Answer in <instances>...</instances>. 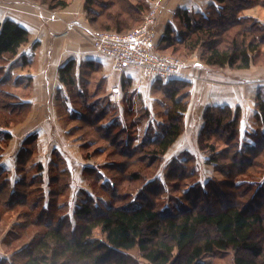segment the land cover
Here are the masks:
<instances>
[{"label":"trees","instance_id":"1","mask_svg":"<svg viewBox=\"0 0 264 264\" xmlns=\"http://www.w3.org/2000/svg\"><path fill=\"white\" fill-rule=\"evenodd\" d=\"M36 1L50 10H60L71 0ZM257 4L264 6V0H215L204 12L179 8L175 18L184 31L169 25L158 48L174 55L181 53L180 49L189 55L202 48L203 63L219 69L240 70L264 63V26L256 18L243 15L245 9ZM148 9L147 0H136V3L132 0H86L85 5L87 19L95 32L120 34H126L139 25ZM29 40L27 29L12 20H0V86L10 81L3 76L1 64L15 57ZM76 68V60L68 61L59 70L60 80L71 95L75 94V98L81 100L87 113L76 119H64L65 124L69 127L70 123L78 120L84 126V123L92 122L98 138L110 141L116 149L118 142L113 136L124 132L120 133L118 125L112 133L115 126L96 124L101 123L107 113L98 111L97 106L86 105L89 96L83 91V84L79 83L81 89L78 87ZM188 85L178 78L164 83L155 81L153 88L165 92L171 102L166 110L161 111L164 112L165 123L155 138L135 147L122 144L121 150L116 149L120 150L125 161L113 163L119 167L118 173L125 174L130 183L140 181L143 169L159 161L183 134L188 102L179 95ZM122 89H128V85H123ZM58 97L63 99L60 94ZM257 109V129L251 142L246 144L241 141L240 108L234 111L230 106L207 107L198 143L201 151L208 154L206 162L213 164L224 179L213 177L197 183L187 196L191 203H180L171 211L159 208L156 198L160 187L155 191L158 183L152 181L136 202L95 206L92 197L86 196L73 212V217L82 225L67 229L70 225V218L66 219L68 215L57 218L55 212L68 210L67 205H59L57 200L68 189L66 176L69 171L58 169L51 177L49 199L54 212L50 215L51 220L46 221L44 218L48 213L45 207L35 213L34 205L29 203L33 185L43 182L37 173L42 168L41 164L29 153L19 156V163L24 167L19 181L13 184L6 172L0 173V234L10 215L17 208L27 206V210L16 214L22 216V221H15L12 229L19 231L15 238L23 242L30 239V244L14 253L16 262L13 264H138L130 253L133 250H137L148 264H204L203 257L220 251H232L234 264H264V180L254 179L257 174H264L262 93L257 96ZM30 110L31 102L0 87V120L8 124L12 117H26ZM93 118L98 121L95 123ZM141 118L146 119L147 115ZM69 135H74L72 128ZM2 136L6 140L4 143L10 138L9 133L4 132ZM87 146L82 143L81 149L89 157ZM139 153L141 157L134 160L133 157ZM28 161L35 164L36 174H30ZM140 163L144 168L135 169L134 166L138 167ZM85 173L93 177L95 171L85 169ZM194 177L197 178L195 170L179 163L173 165L172 172L167 175L169 181L177 182L175 188L183 179L186 182ZM116 194L112 193L113 201L119 199ZM34 228L37 229L34 231Z\"/></svg>","mask_w":264,"mask_h":264},{"label":"crops","instance_id":"2","mask_svg":"<svg viewBox=\"0 0 264 264\" xmlns=\"http://www.w3.org/2000/svg\"><path fill=\"white\" fill-rule=\"evenodd\" d=\"M147 1L149 6L155 1L159 3L160 14L155 29L156 41L159 44L166 28L169 25H176L177 9L204 12L215 3V0ZM85 5L86 0H71L63 9L50 10L36 0H0V20H12L30 33L29 42L8 61L3 76L10 79L8 83L17 95L24 101L31 102V110L26 117H23L22 127L6 131L0 129V173L6 172L11 182L16 183L24 173V167L18 160L19 156L31 154V158L36 159L35 161L44 167L43 170H47L48 191L45 174H42L44 171L40 170L37 173L43 178L44 183L40 184V188L42 192L46 190L47 194L44 193V196L48 200L45 197L44 202L48 204L51 176L56 172L53 171L50 176V170L67 169L69 175L66 177L69 178V182L66 192L70 193L71 199L65 203L61 202L62 195L66 196L62 194L57 202L59 205L68 206L64 214L71 217L81 200L90 194L86 187L85 181L88 180L85 169H91L92 166L89 160H85L83 155L80 156L81 145L76 147L79 148L76 155V148L71 144L74 138L70 137L69 127L61 120L59 102L64 107L71 106L73 101L66 85L60 80V68L68 61L76 60V75L78 84L81 85L84 80H89V73H96L100 78L98 90L103 87L105 89V91L97 90L92 94L96 99L108 97L112 92L123 93V84L126 83L132 92L138 91L149 96L152 104L157 100V96L151 93L155 81L147 79L142 71L135 67H129L121 72L115 71L111 60L92 47L89 37L95 30L89 24ZM243 15L256 18L264 26L263 5L257 4L247 8L243 11ZM74 21L79 22L80 25L68 28V24ZM13 74L18 75L17 80L12 79ZM178 79L189 83L185 88L189 102L184 117L185 129L164 155L165 158L172 151L175 154H196L198 158V155H203L201 157L204 159L202 163L199 161V164L202 170H206L207 165H203V162L207 161V154L201 151L198 137L204 125L205 110L213 105L230 106L234 111L240 108L241 141L246 144L251 142V137L257 129L255 121L258 113L257 96L259 93L264 96V65L253 64L250 68L240 70L219 69L204 64L200 54L190 60ZM59 94L63 99H58ZM154 118L155 116H152V119ZM4 132L9 133L10 136L16 134L15 139H20L17 144H20L18 149L11 146L4 148L3 141H6L2 136ZM61 139L64 141H60ZM68 153H72L71 156ZM44 159L48 161L44 163ZM30 164L29 162L27 167L34 170L35 164ZM208 168H211V173L218 172L213 164H209Z\"/></svg>","mask_w":264,"mask_h":264},{"label":"rangeland","instance_id":"3","mask_svg":"<svg viewBox=\"0 0 264 264\" xmlns=\"http://www.w3.org/2000/svg\"><path fill=\"white\" fill-rule=\"evenodd\" d=\"M134 3H136V0H132ZM156 3V4H155ZM152 11H155V17H156V22H155V29L158 23V18L160 14V7L158 2H154L152 6H149V9L146 11V13L143 16V21L132 28L130 31L144 25L145 22V16L149 15ZM256 13V11L254 10ZM176 20V18H175ZM70 24V23H69ZM176 29L178 31H184L183 27L179 24V22L176 20ZM129 31V32H130ZM95 32V31H93ZM92 32V33H93ZM102 32V31H101ZM128 33V32H127ZM159 43H157L158 47ZM181 53L177 54L180 55L181 57L172 54L171 51H163L158 48V52L161 55H166V56H175L178 57L182 60H184L187 65L190 62V60H193L195 56L202 55L203 50L202 48H199L192 52L191 54H187V51L181 50ZM184 51V52H183ZM264 51V47H263ZM185 53V54H184ZM187 54V55H186ZM7 62H3L1 65L3 68V71H5L6 66L8 65ZM259 65H264L258 64ZM6 72V71H5ZM5 72L3 74H5ZM1 75V74H0ZM89 75V80H84L85 82L83 83V91L87 93V96L90 98H87L86 105L89 107H98V111L104 110L107 114L105 115L106 117L101 121V123L97 122L95 118H93V121L98 124V125H112L115 126L112 129V133H115L116 126L118 129L121 130L120 133H123L122 135H114L113 138L116 137V141L118 142V147L116 149H122V146L124 145H131L132 147L137 146L138 144L148 141L152 138H155L156 135L159 133V129L163 123H165V115L164 112H161L162 110H166L165 107L170 106V99L167 98L165 92L160 91L159 89H154L151 91L153 95L157 96V100L152 104L151 99L149 96H145L143 93H140L138 91L132 92L129 87L128 89L124 90L123 93L119 91L120 95V101L115 102L112 100V95L115 94L116 92H112L108 95V97H102L101 99L94 98L92 97V94L98 90V84L100 83V78L99 76L95 73L93 74L92 72L88 74ZM12 79L17 80L18 75L13 74L11 75ZM1 77V76H0ZM11 79V80H12ZM12 80V81H13ZM157 81H162L163 83L166 82L165 80H157ZM124 83L123 85H125ZM18 85V84H17ZM129 86V85H128ZM3 89H7L11 91L12 93H15V90L11 87V85L8 83L1 84L0 86ZM105 91L104 87L103 89L101 88L98 91ZM167 93V91H166ZM61 97V96H60ZM72 98L73 104L71 106H64L59 102V105H61V109L59 107L60 115H61V120L65 123V120L70 119L71 117L73 118H79L80 116L84 115L87 113L86 109L82 106V102L80 99H76L75 94L70 95ZM179 97L184 98V101L188 102V95L185 89L181 91V94ZM189 104V102H188ZM151 106H153L151 108ZM164 106V109L162 108ZM100 109V110H99ZM142 112H145L143 114ZM142 115H147L146 119H142ZM152 116H155L156 120L152 119ZM24 118H19V117H12L10 119V122L7 124V122H3L0 120V129H3V131L10 130V129H18L22 127V122ZM71 125L69 126V129H73L74 135L70 136L74 138V142L72 141L71 144H73V147H78L79 145H82V143H86L87 146V153H89V157H86L83 150L79 151L80 156L85 160H89V163H91V166L93 171L95 173L92 175L93 177L86 174L85 176L87 177L88 181L86 183V187L89 189V195L92 197L93 201L95 202V206H102V205H122V204H127L129 202H136L139 197L146 192L147 190V185L151 183L152 181L158 183L156 186L155 191L160 190L159 196H155V198L159 201L160 205L159 208L164 211H171L172 209H177L178 206L181 204L184 205H189L191 203L190 198L187 197L188 194L194 189V186L198 185L197 183H203L206 181H209L210 179L218 178L217 180H222L224 179V176L219 173V172H210L211 168H208V165L205 161L203 162V165H207L206 170H202L200 167L199 161L204 159L203 155H198L199 158L197 157L196 154H175L173 151L172 153L168 154V156L165 158L164 156H161L159 158V161H157L153 166H147L145 169H143L144 174H142V179L138 182L130 183L128 180L125 179V174L122 176V174L118 173L119 167L116 166V163L119 161H125L122 157V153L119 151H116V149L111 145L110 141L108 140H103L98 138V133L96 132L97 130L95 129V126L92 122L89 123H81V121L74 120ZM90 126H89V125ZM66 125V124H65ZM17 133V132H16ZM14 137L13 139H8V142L4 144V148H7L9 146L14 147V148H19V143L20 139H15L16 134H12ZM64 139V138H63ZM61 139L60 141H64ZM12 140V141H11ZM94 140V141H93ZM123 144V145H122ZM2 145V144H1ZM120 146V147H119ZM78 149L76 148V155L78 154ZM69 156H71L70 153H68ZM113 154H116L114 157ZM141 153L136 154L133 158L136 160L137 158L141 157ZM208 157V154L206 156V159ZM48 158V157H47ZM165 158V160H164ZM130 159V158H129ZM128 159V160H129ZM190 159V160H189ZM36 160V159H35ZM82 160V159H81ZM47 159H44V163L47 162ZM29 162V161H28ZM116 162V163H113ZM165 163V164H164ZM182 164L188 167V169H193L197 173V178L189 179L188 181L185 182V179H183L181 182H179L177 185H179L177 188H175V183H177L175 180L174 181H169L167 179V175L172 172L173 165L175 166L176 164ZM32 165V163L30 164ZM144 168L141 163L137 166H134L135 169H138L139 167ZM33 167V166H30ZM44 167L41 168L43 170ZM46 168V167H45ZM134 170V169H130ZM130 170H128L130 172ZM217 170V169H216ZM44 172L42 173L43 175L45 174V183H46V189L47 188V180L48 176L46 173V169L43 170ZM53 171H58L57 168H53L50 170V176ZM40 172V171H39ZM55 172V174H56ZM128 172V173H129ZM35 169L32 170L30 169V174L34 175ZM214 173V174H213ZM53 177V175L51 176ZM18 178V177H17ZM81 178V177H80ZM89 178V179H88ZM67 181L69 182V178H67ZM255 180L258 181H263L264 180V174L260 175L257 174V176L254 177ZM81 180V181H82ZM44 183V182H43ZM51 188V187H50ZM40 185L35 184L32 187L31 195L29 197V203L31 205H34V212L38 213L40 210H43L45 207L46 210V216L45 220L50 221V215L54 212L53 211V206L51 205L50 200L45 203V195L46 190L42 192V189L40 191ZM115 190V191H114ZM115 192L117 197L119 198L118 200L115 199L113 201L112 193ZM61 198V202L67 201L69 198L70 193L68 194L63 193ZM120 194V195H119ZM158 194V193H157ZM119 195V196H118ZM122 195V196H121ZM192 195V194H191ZM88 196V195H87ZM47 198V197H46ZM48 200V198L46 199ZM28 203V204H29ZM59 203V202H57ZM18 210L15 211L13 215H10V218L7 219L6 223L4 222V225L6 226L5 229H3L2 226V233L0 234V262L3 264H13L14 261L16 262V256L15 252L21 251L20 249H23L25 247H29L30 244V239H25L23 242L21 239H17V233L19 232L16 229H12V225H14L15 221H22V216L16 215L17 213L19 214V211H25L27 210V206L25 207H20L17 208ZM56 213V214H55ZM54 214L56 215L57 218H62L65 217V212L64 211H56ZM67 218H70V225L67 227V229L72 230L77 227L79 228L82 223L78 222L73 215L67 216ZM3 225V224H2ZM71 227V228H70ZM37 228H34V231ZM77 232V231H76ZM99 236V234H97ZM12 241V244L9 242ZM23 242V243H22ZM7 243H9L7 245ZM22 244H24L22 246ZM134 258L137 260L138 264H148L147 261H145L139 252L137 250H133L130 252ZM23 255V254H22ZM23 257V256H22ZM202 262L204 264H234V253L232 251H223V252H217V253H210L207 254L205 257L202 258Z\"/></svg>","mask_w":264,"mask_h":264},{"label":"built area","instance_id":"4","mask_svg":"<svg viewBox=\"0 0 264 264\" xmlns=\"http://www.w3.org/2000/svg\"><path fill=\"white\" fill-rule=\"evenodd\" d=\"M144 25L126 33L93 32L89 40L99 53L108 57L115 71L121 72L129 67L142 71L152 81L178 78L182 75L187 63L175 56L161 55L158 52L155 34V11L145 16ZM80 25L74 21L68 28ZM112 100L120 101L119 92L112 95Z\"/></svg>","mask_w":264,"mask_h":264},{"label":"bare ground","instance_id":"5","mask_svg":"<svg viewBox=\"0 0 264 264\" xmlns=\"http://www.w3.org/2000/svg\"><path fill=\"white\" fill-rule=\"evenodd\" d=\"M260 81V80H259ZM251 82V81H250ZM256 84V82H254Z\"/></svg>","mask_w":264,"mask_h":264}]
</instances>
